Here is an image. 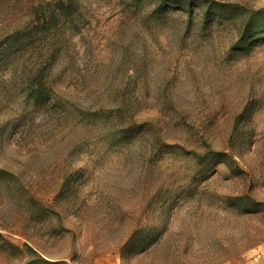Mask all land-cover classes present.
I'll list each match as a JSON object with an SVG mask.
<instances>
[{
	"label": "rangeland",
	"instance_id": "1",
	"mask_svg": "<svg viewBox=\"0 0 264 264\" xmlns=\"http://www.w3.org/2000/svg\"><path fill=\"white\" fill-rule=\"evenodd\" d=\"M46 1L0 0V264L264 263V0Z\"/></svg>",
	"mask_w": 264,
	"mask_h": 264
},
{
	"label": "trees",
	"instance_id": "2",
	"mask_svg": "<svg viewBox=\"0 0 264 264\" xmlns=\"http://www.w3.org/2000/svg\"><path fill=\"white\" fill-rule=\"evenodd\" d=\"M77 1L78 0L46 1L45 4L49 7V12L45 15V18L48 17L50 20L62 19L73 22L81 14ZM170 1L175 2V0H162L160 5H158L159 8H169L170 4H167L166 2ZM201 1L203 2L205 8L204 11H201L204 16H207L210 11L218 12L222 8L233 6V3L218 0ZM188 3L191 4V0H188ZM39 6L40 5H33V8L37 9ZM255 41H264V7H259L250 11L247 21L241 25L240 30L237 32L236 39L232 43V48L239 51L247 50ZM45 261L53 264L51 260Z\"/></svg>",
	"mask_w": 264,
	"mask_h": 264
},
{
	"label": "crops",
	"instance_id": "3",
	"mask_svg": "<svg viewBox=\"0 0 264 264\" xmlns=\"http://www.w3.org/2000/svg\"><path fill=\"white\" fill-rule=\"evenodd\" d=\"M244 264H264V263H244Z\"/></svg>",
	"mask_w": 264,
	"mask_h": 264
}]
</instances>
